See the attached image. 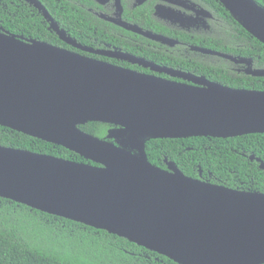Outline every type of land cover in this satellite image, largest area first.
<instances>
[{"label":"water","instance_id":"95a60500","mask_svg":"<svg viewBox=\"0 0 264 264\" xmlns=\"http://www.w3.org/2000/svg\"><path fill=\"white\" fill-rule=\"evenodd\" d=\"M219 1L264 44L262 6L254 0ZM44 12L59 38L72 46L189 83L0 31V125L95 163L0 145V196L106 230L177 264H264V193L186 176L172 162L155 166L141 140L263 133L264 90L231 88L120 50L84 47ZM116 23L152 40L177 43ZM244 71L264 76V69ZM89 121L116 125L109 134H127V144L82 131L79 125ZM256 159L264 171V162Z\"/></svg>","mask_w":264,"mask_h":264},{"label":"trees","instance_id":"16d2710c","mask_svg":"<svg viewBox=\"0 0 264 264\" xmlns=\"http://www.w3.org/2000/svg\"><path fill=\"white\" fill-rule=\"evenodd\" d=\"M59 27L75 41L93 48L104 43L120 51L196 75L224 86L264 90V76L241 71L246 67L264 69V44L246 31L237 17L219 0H193L218 17L215 32L200 33L164 24L153 14V2L127 7L123 19L177 40L168 45L110 23L93 13L94 0H38ZM264 8V0H254ZM0 25L13 34L36 39L71 51H78L48 30L40 17L31 18L1 0ZM193 48V49H192ZM201 48L214 50L228 59ZM83 53V52H81ZM97 59L136 70V64L84 53ZM114 124L89 121L79 128L117 145L127 134H109ZM148 161L160 168L172 162L183 174L232 189L264 193V132L233 137L191 136L186 138L142 137ZM0 145L47 154L65 160L90 163L88 159L63 146L44 141L0 125ZM133 154L134 149L128 148ZM0 264H177L168 257L139 246L124 237L58 215L49 214L0 196Z\"/></svg>","mask_w":264,"mask_h":264},{"label":"flooded vegetation","instance_id":"af4514ba","mask_svg":"<svg viewBox=\"0 0 264 264\" xmlns=\"http://www.w3.org/2000/svg\"><path fill=\"white\" fill-rule=\"evenodd\" d=\"M34 1L39 2L38 0H10V2H12L14 4L15 9L24 12L26 15H29L31 18H33L35 16V18L38 19V17H40L41 22L45 25V27L48 30L54 31L50 27V20L46 17L44 11H46L48 13V15L52 18V20L55 21L53 19V17L49 14L47 9L40 2L39 3L41 4V6L43 8H39L36 5V2H34ZM94 2L96 3V6H95L96 10L95 11L93 10V13L95 15H97L99 18L107 20L110 23L116 24L117 26H119L121 28H124V27L117 24L116 22L121 21V22L126 23L127 25L132 24V23H128L127 20L123 19V10H124L123 4L124 3L127 7H135V6H140L144 3L153 2V14L160 21L164 22V24H166L168 26H172L174 28H184L187 31H194V32H200V33L205 32L208 34L209 33L213 34L215 32V26H214L213 22H214V20L216 21L218 19V17L213 15L210 10L203 7L202 5H198L193 0H94ZM0 3L3 4L1 2V0H0ZM132 25H137V24H132ZM58 27H59V25H58ZM138 27L141 28L140 26H138ZM124 29H126V28H124ZM0 31L9 32L7 29H5L1 25H0ZM131 32H133V31H131ZM9 33H12V32H9ZM17 35L26 39L21 34H17ZM76 43H78L84 47H89L92 49H105V50L106 49H109V50L110 49H116L115 47H111V46H109V44H105V43H104L103 47H97V48H93V47H90L87 45H83L77 41H76ZM68 45H70V44H68ZM70 46L75 48L76 50H79V52L78 51H76V52H78L82 55H86L84 53H89V54L98 55V56H102V57H108V56H104L101 54L88 52V51L83 50L77 46H72V45H70ZM116 50H119V49H116ZM81 52H83V53H81ZM86 56H88V55H86ZM89 57L95 58L93 56H89ZM109 58H114V57H109ZM114 59L120 60V61H126V60H121V59H117V58H114ZM126 62H128V61H126ZM128 63L129 64H136V63H131V62H128ZM244 64H245L244 65V70H245L247 67H246V63H244ZM136 65H138V64H136ZM157 65H159V64H157ZM138 66H140L141 68L146 70L145 72L143 71V73L154 74V75L161 76V77H164L167 79H172V80H176V81L189 83L188 81H184V80L179 79V78L171 77L170 75H167L165 73H158V72L150 70L149 68H145L141 65H138ZM160 66H166V65H160ZM241 66L243 67V65H241V61H237L235 64V67L238 71H241ZM167 67H170V66H167ZM171 68H173V67H171ZM174 69H176V68H174Z\"/></svg>","mask_w":264,"mask_h":264},{"label":"rangeland","instance_id":"374dc122","mask_svg":"<svg viewBox=\"0 0 264 264\" xmlns=\"http://www.w3.org/2000/svg\"><path fill=\"white\" fill-rule=\"evenodd\" d=\"M122 144L125 145V144H127V142L126 141H122Z\"/></svg>","mask_w":264,"mask_h":264}]
</instances>
